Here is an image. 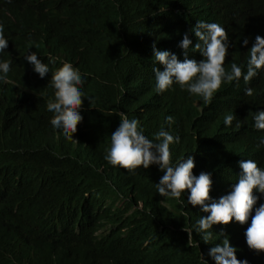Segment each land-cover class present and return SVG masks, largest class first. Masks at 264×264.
Instances as JSON below:
<instances>
[{
  "label": "trees",
  "instance_id": "trees-1",
  "mask_svg": "<svg viewBox=\"0 0 264 264\" xmlns=\"http://www.w3.org/2000/svg\"><path fill=\"white\" fill-rule=\"evenodd\" d=\"M213 18L230 41L225 69L235 62L243 72L255 36L264 37V0H0V30L8 40L0 60L10 62L0 79V264H200L201 253L214 264L206 253L225 236L238 259L264 264V253L244 238L264 197L245 224L213 225L209 243L193 230L188 245L185 226L207 213L187 203V190L183 204L162 197L157 165L130 172L103 159L120 111L136 118L149 139L161 127L178 135L170 160L190 154L194 175L211 172L212 198L230 190L239 161L264 167V145L257 147L264 130L252 127L253 113L264 110V70L247 83H222L208 104L175 84L154 91L152 68L163 65L154 64L152 43L183 60L179 43L187 33V55L200 60L191 28ZM29 51L44 63L55 58L45 77L24 60ZM63 62L82 75L76 142L53 129L46 109L54 99L51 74ZM229 112L236 119L225 126Z\"/></svg>",
  "mask_w": 264,
  "mask_h": 264
},
{
  "label": "clouds",
  "instance_id": "clouds-1",
  "mask_svg": "<svg viewBox=\"0 0 264 264\" xmlns=\"http://www.w3.org/2000/svg\"><path fill=\"white\" fill-rule=\"evenodd\" d=\"M214 19V18H213ZM216 22L197 20L191 31L198 38L193 46V51H198L202 57L200 60L189 58L187 50L192 44L187 33L183 35L179 47L184 51V59H178L177 55L168 50L157 48L156 42L152 43V59L154 64L163 65V70L153 67L154 91L161 93L169 90L172 86L178 85L180 89L186 90L189 95L199 97L204 104H208L214 93L221 87L222 83L239 82L242 78L247 83L260 71L264 70V37L256 35L251 47L247 51V61L242 66L231 63L230 70H226L224 61L230 41L225 29ZM242 43L248 45L245 38ZM8 40L0 30V51L7 48ZM32 67L33 72L39 77H45L49 73V64L55 61L52 56L48 57V63L38 59V54L29 51L23 56ZM8 60H0V79L5 78L4 74L9 71ZM50 84L54 90V99L46 103V109L52 113L50 124L53 129H58L65 139L73 142V133L77 130V124L82 120L80 109L82 107V75L78 68L69 62H63L61 66L52 72ZM245 95H251L252 89L245 88ZM89 100L93 98L83 96ZM119 124L111 132L110 145L106 148L103 159L111 166H119L128 171L135 170L138 166L148 168L150 165H157L163 174L159 182L155 183V190L162 197L177 199L181 204L184 201L182 195L187 190V203L193 206L199 205L202 213L191 227L184 230L188 234L187 244H193V230L205 243L213 238L212 226L215 224H228L235 220L241 225L249 220L253 212V206L258 200L264 197V167H258L256 161L246 159L239 161L240 172L237 179L231 184L230 190L219 198L210 196L212 185V173L201 171L194 175V157L187 155L175 161L170 160V144L179 143L180 137L173 136L164 127L154 133L155 139H149L136 118L129 119L124 112L117 111ZM236 117L227 113L223 117L225 126H231ZM252 127L257 130H264V110L253 113ZM174 118L172 115L165 117V122L171 126ZM236 128L240 127V121L236 120ZM264 145V136L259 137L257 147ZM258 193L259 195L254 194ZM244 238L247 246L257 254L264 253V202L255 207L251 220L244 229ZM237 249L230 244L227 236L219 243L210 247L206 255L214 264H249L247 259H238ZM200 254V264H209Z\"/></svg>",
  "mask_w": 264,
  "mask_h": 264
}]
</instances>
